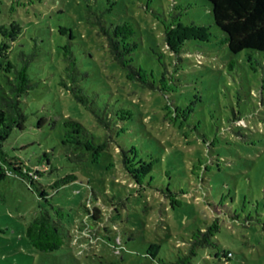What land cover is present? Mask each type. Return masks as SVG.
Segmentation results:
<instances>
[{
  "label": "rangeland",
  "instance_id": "374dc122",
  "mask_svg": "<svg viewBox=\"0 0 264 264\" xmlns=\"http://www.w3.org/2000/svg\"><path fill=\"white\" fill-rule=\"evenodd\" d=\"M95 13L104 24H132L135 64L177 71L175 90L159 94L129 79L91 23ZM12 21L21 30L13 53L38 50L28 68L37 84L21 101L25 128L3 149L45 171L33 184L12 173L0 182V264H163L216 218L218 245L199 248L195 264H264L263 52H230L206 0H0V25ZM193 23L209 29V40L191 39L202 34ZM69 41L85 74L79 83L134 102L135 122L119 140L136 145L139 160L124 159L112 136L84 142L88 150L63 143L66 118L97 137L105 132L58 84L64 62L55 47ZM72 172L75 181L49 187ZM135 172L147 174L139 181ZM87 208L99 219H87ZM41 209L61 220L58 249L41 251L25 235Z\"/></svg>",
  "mask_w": 264,
  "mask_h": 264
},
{
  "label": "trees",
  "instance_id": "16d2710c",
  "mask_svg": "<svg viewBox=\"0 0 264 264\" xmlns=\"http://www.w3.org/2000/svg\"><path fill=\"white\" fill-rule=\"evenodd\" d=\"M206 1L210 5L213 23L223 33V41L227 44L230 52L236 53L243 49H248L264 53V0ZM103 21L101 15L95 13V19L91 23L99 26V33L104 36L108 51L112 54L115 62L126 72L129 79L139 82L145 87L159 92V94L167 90H175L177 86L175 73L177 71L172 70L174 74L168 76L167 70L157 74L155 71L147 70L141 65L135 64V56L133 54L137 43L132 39L134 35L132 24L127 21L104 24ZM179 24L177 23V25ZM193 24L202 30V34L192 36L191 39L209 40L211 35L209 29L205 25ZM20 31V26L13 21L9 23V26L0 25V71L5 73V85L0 83V182L8 173H12L28 177L29 182L33 184L45 170L31 169L26 166L25 161L19 156H10L3 149L4 141L7 140L14 129L23 130L25 128L28 115L24 112L21 101L37 84L32 81L28 68L30 62L37 56L38 50L33 49L25 52L19 48L13 53L16 46L15 40ZM59 31L63 33L61 30ZM73 45L74 41L55 47L64 62V67H62L64 77L62 74L58 84L66 88L78 102L82 103L95 116L105 132L104 138L99 135L97 137L93 132H87L78 120L66 118L63 121L65 127L63 143L72 144V148L88 150L90 148L84 142L97 145L99 142L95 141V139L106 141L109 136H112L114 141L119 144L121 155L124 159L139 160L140 150L137 146L130 144V142H125L124 144L119 140L129 130L128 127L135 122L134 109L136 107L133 105L134 102L124 100L120 95H113L110 90H99L100 86L97 83H79V75L85 74L78 71ZM178 45H181V43L173 47L179 50ZM178 59L179 56L173 57V60L177 61ZM232 64L233 62L231 61L230 65ZM70 151L74 153L72 149ZM44 156L47 157L46 154ZM92 156L94 157L93 154H91ZM90 161L98 162L99 160ZM154 161L152 158L149 159L150 167H152ZM145 174L147 173L139 172L136 173V177L140 181V177ZM76 179L77 175L75 173H68L51 182L49 187L57 190ZM39 194L41 197L49 195L44 188L40 190ZM86 212L87 219H99L97 208L93 210L87 208ZM218 230L217 218L204 227L192 230L186 250L183 252L175 250V258L173 260L165 261L160 259L161 263L195 264L194 257L199 248L218 245L215 241ZM25 235L28 241L41 251L58 249L65 240L60 218H55L48 209H41L39 214L28 223L25 228ZM153 247L156 248V244L152 243L150 245V248ZM150 248L147 253L152 256L155 255V251ZM228 253L231 254L230 252Z\"/></svg>",
  "mask_w": 264,
  "mask_h": 264
}]
</instances>
